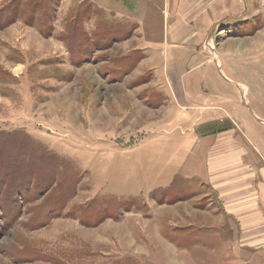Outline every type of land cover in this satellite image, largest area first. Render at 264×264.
Returning a JSON list of instances; mask_svg holds the SVG:
<instances>
[{
	"label": "rangeland",
	"instance_id": "1",
	"mask_svg": "<svg viewBox=\"0 0 264 264\" xmlns=\"http://www.w3.org/2000/svg\"><path fill=\"white\" fill-rule=\"evenodd\" d=\"M258 93L264 0H0V264H215Z\"/></svg>",
	"mask_w": 264,
	"mask_h": 264
},
{
	"label": "crops",
	"instance_id": "2",
	"mask_svg": "<svg viewBox=\"0 0 264 264\" xmlns=\"http://www.w3.org/2000/svg\"><path fill=\"white\" fill-rule=\"evenodd\" d=\"M169 6L170 3L168 2L166 12L168 17L170 15ZM257 95L260 97L257 98L256 101H264L263 93H258ZM247 100L248 102H250L248 98ZM259 104L256 103V108H259ZM256 113L249 112L248 114L253 120L251 121L250 125L251 130L253 124L256 126V128H259L261 126H263L262 128H264V123L256 120V118L258 117ZM260 116L264 117L262 115ZM237 127L239 128V126ZM242 130L245 129H243L242 127H240L239 129L233 127V137L224 136V140L222 141L220 136L219 138H217V140L220 139V143L225 142L224 144L228 145L227 150H233L234 148H231V144H233L235 139H237V142L240 146L241 144H244L242 143V139H240L237 134H240V132L246 134L250 133V130L249 132L247 131V129L245 130V132H243ZM227 132L225 131V133ZM226 155H229V157L219 159L221 163H218L217 165H223L228 171L225 172V175H223V177L225 176L223 182L226 190L231 191V194L227 197L233 200L235 203V208L233 209L235 210V212L232 211V214L236 216V212L241 213V211H238L239 207H246L245 209L248 210V213L239 214L238 219L241 223H234L235 225L229 228L227 227V229L225 228V226L223 227L216 225L214 229H216V232H218V234L213 240L209 241L208 249H201L199 244V246H197V249L192 250L190 255H193V261L198 260V262L201 263H207L209 260L213 261L215 264H264V176L263 178H260L256 173L255 177H253L252 179H248L247 174L239 170L241 165L238 161V155L234 152H226ZM259 166V168L256 166L254 167L255 172L262 171L263 164ZM215 171L218 172L219 168H217ZM246 177L253 186L256 184V182L259 181L258 185L256 186V191H253V187L249 184ZM233 218L235 217L233 216ZM219 222V220H216L215 223ZM239 230L242 231L241 234L238 232H234ZM244 230L250 231H248V236H246L247 234L244 233ZM196 253H198L199 256H197L198 254Z\"/></svg>",
	"mask_w": 264,
	"mask_h": 264
}]
</instances>
